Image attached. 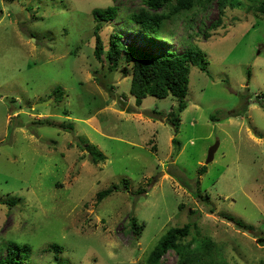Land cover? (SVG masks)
Listing matches in <instances>:
<instances>
[{
    "label": "rangeland",
    "instance_id": "374dc122",
    "mask_svg": "<svg viewBox=\"0 0 264 264\" xmlns=\"http://www.w3.org/2000/svg\"><path fill=\"white\" fill-rule=\"evenodd\" d=\"M262 1L231 0L216 28L210 0L147 36L130 18L142 0H0V260L28 243L16 264H147L170 227L191 223L184 243L207 239L226 264H264ZM108 6L117 17L96 20ZM112 33L153 54L203 52L207 69L190 63L178 129L176 97L137 105L125 54L109 67ZM178 260L170 250L161 264Z\"/></svg>",
    "mask_w": 264,
    "mask_h": 264
},
{
    "label": "trees",
    "instance_id": "16d2710c",
    "mask_svg": "<svg viewBox=\"0 0 264 264\" xmlns=\"http://www.w3.org/2000/svg\"><path fill=\"white\" fill-rule=\"evenodd\" d=\"M210 0H142L143 6L137 12H133L130 18L135 24L146 33L147 36L154 34L159 36L164 26V22L173 17L176 14L183 13L186 10H191L198 5H204L209 3ZM231 0H218L219 17L214 23L218 28L223 22V15L225 13L226 6L231 4ZM166 10V11H165ZM258 11L264 14V0L258 5ZM94 18L96 20H114L118 15L117 6H108L105 9L95 8L93 10ZM99 27L95 28L96 34V48L94 54L96 58L101 60L105 47L103 39L99 34ZM155 32H159L158 35ZM125 54V61L131 63L132 82L131 93L136 97L137 105H140L143 99L148 95H154L160 98L172 95L178 99V105L175 111H172L173 115L170 122L176 129L180 126V112H182L187 106V95L189 85V73L190 63L197 64L201 69H207V62L205 56L201 50L190 48L187 52L178 54L175 52H163L161 54H153L152 52L135 44H126L120 42V37L112 33L111 35V48L107 50L109 67L111 69L117 68L121 65L123 55ZM60 94V90L55 91ZM132 110V109H130ZM157 114H162L161 111L148 112V115L158 119ZM237 115L236 112H234ZM213 118L215 115H212ZM177 149L180 148L178 139L174 138ZM90 150L96 160L103 159L101 151H96L91 146L87 147ZM207 171V167L200 168V173L203 174ZM184 182V178L181 179ZM198 183V181H196ZM117 188L116 185H112L107 189L98 192L99 198L110 195ZM199 196L198 191H195ZM230 219H234L230 217ZM240 228H244L242 221H235ZM131 226L133 230L140 235V231L143 225L133 217ZM191 223H187L183 226L170 227L166 233L161 237L159 242L150 251L147 256V264H161L162 258L170 250L175 251L178 256V264H226L215 252L211 250L212 244L210 240H202L195 246L192 244L194 241L184 243L182 240L191 233ZM263 240V238H260ZM264 242V241H263ZM10 247V246H9ZM58 244L54 243V248H57ZM16 248V251H15ZM31 247L28 243L19 245L14 244V249L8 250V255L0 260L1 263L16 264L17 260L26 259L29 257Z\"/></svg>",
    "mask_w": 264,
    "mask_h": 264
},
{
    "label": "water",
    "instance_id": "95a60500",
    "mask_svg": "<svg viewBox=\"0 0 264 264\" xmlns=\"http://www.w3.org/2000/svg\"><path fill=\"white\" fill-rule=\"evenodd\" d=\"M217 149H218V143H216L213 147H211V149H210L209 152H208V157H207V160H206V163H207V164L210 163L211 161H213ZM251 232H252L254 235H256V236H260V237H261V236L263 235V233L260 232V231H252V230H251Z\"/></svg>",
    "mask_w": 264,
    "mask_h": 264
}]
</instances>
